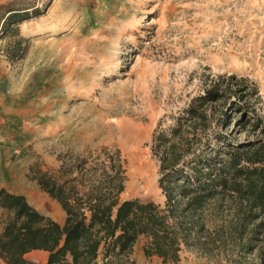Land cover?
Returning a JSON list of instances; mask_svg holds the SVG:
<instances>
[{
	"label": "rangeland",
	"instance_id": "1",
	"mask_svg": "<svg viewBox=\"0 0 264 264\" xmlns=\"http://www.w3.org/2000/svg\"><path fill=\"white\" fill-rule=\"evenodd\" d=\"M11 11L29 19L4 27ZM232 75L248 88L209 108L217 147L227 144L217 135L235 144L260 137L264 0H0V189L62 223L34 175L57 170L60 156L115 147L127 162L122 200L164 205L154 139L211 80ZM244 239L209 255L184 248L179 264H264V247L243 248Z\"/></svg>",
	"mask_w": 264,
	"mask_h": 264
},
{
	"label": "trees",
	"instance_id": "2",
	"mask_svg": "<svg viewBox=\"0 0 264 264\" xmlns=\"http://www.w3.org/2000/svg\"><path fill=\"white\" fill-rule=\"evenodd\" d=\"M28 19L11 11L4 27ZM244 82L234 75L211 80L176 126L154 139L164 205L122 200L127 162L115 147L60 156L57 170L34 175L65 213L62 223L42 214L26 196L0 189V258L5 264H26V255L45 251L48 264H92L101 254L134 264L140 237L146 239L145 257L164 264H179L184 248L209 255L235 237L248 239L243 248L264 247V122L256 125L260 137L240 144L224 134L215 138L227 144L217 147L206 133L209 108L233 94L245 98Z\"/></svg>",
	"mask_w": 264,
	"mask_h": 264
},
{
	"label": "crops",
	"instance_id": "3",
	"mask_svg": "<svg viewBox=\"0 0 264 264\" xmlns=\"http://www.w3.org/2000/svg\"><path fill=\"white\" fill-rule=\"evenodd\" d=\"M3 213V211L0 210V214ZM146 242V239L144 237H140L138 242L136 243L134 247V252L131 256V260L135 261L136 264H141L143 260L147 259L144 255V243ZM26 264H48V253L45 251H33L26 255ZM103 260L101 258V255L98 257L96 261H94L92 264H103ZM0 264H5L3 260L0 258Z\"/></svg>",
	"mask_w": 264,
	"mask_h": 264
}]
</instances>
